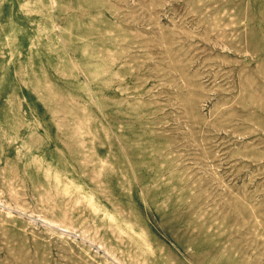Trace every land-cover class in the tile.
<instances>
[{"label":"rangeland","instance_id":"rangeland-1","mask_svg":"<svg viewBox=\"0 0 264 264\" xmlns=\"http://www.w3.org/2000/svg\"><path fill=\"white\" fill-rule=\"evenodd\" d=\"M0 264H264V0H0Z\"/></svg>","mask_w":264,"mask_h":264}]
</instances>
